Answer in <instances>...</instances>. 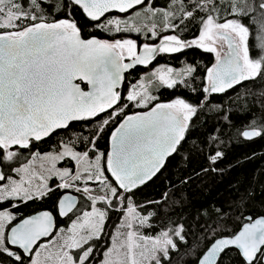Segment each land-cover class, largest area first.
<instances>
[{
    "label": "snow or ice",
    "instance_id": "6c2138e0",
    "mask_svg": "<svg viewBox=\"0 0 264 264\" xmlns=\"http://www.w3.org/2000/svg\"><path fill=\"white\" fill-rule=\"evenodd\" d=\"M257 141L264 0H0V264H264Z\"/></svg>",
    "mask_w": 264,
    "mask_h": 264
},
{
    "label": "trees",
    "instance_id": "16d2710c",
    "mask_svg": "<svg viewBox=\"0 0 264 264\" xmlns=\"http://www.w3.org/2000/svg\"><path fill=\"white\" fill-rule=\"evenodd\" d=\"M253 41L250 40V44ZM161 63H167L174 67H179L181 61L173 59H164ZM252 153L256 154L254 159H249L246 161L242 168L237 170L238 175L250 174L253 170L258 169L259 167L264 166V160L261 159L264 156V141H257L255 143H246L235 147L230 155V159L236 160L242 158L245 155L251 156Z\"/></svg>",
    "mask_w": 264,
    "mask_h": 264
}]
</instances>
